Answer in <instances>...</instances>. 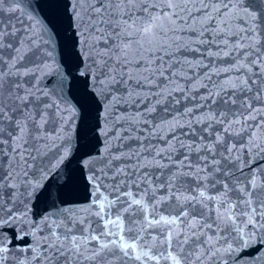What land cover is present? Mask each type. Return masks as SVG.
<instances>
[{"label":"snow or ice","instance_id":"snow-or-ice-1","mask_svg":"<svg viewBox=\"0 0 264 264\" xmlns=\"http://www.w3.org/2000/svg\"><path fill=\"white\" fill-rule=\"evenodd\" d=\"M0 264H264V0H0Z\"/></svg>","mask_w":264,"mask_h":264}]
</instances>
